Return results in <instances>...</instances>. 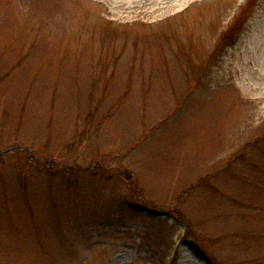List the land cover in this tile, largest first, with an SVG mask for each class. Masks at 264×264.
<instances>
[{
    "label": "rangeland",
    "instance_id": "rangeland-1",
    "mask_svg": "<svg viewBox=\"0 0 264 264\" xmlns=\"http://www.w3.org/2000/svg\"><path fill=\"white\" fill-rule=\"evenodd\" d=\"M0 264H264V0H0Z\"/></svg>",
    "mask_w": 264,
    "mask_h": 264
},
{
    "label": "trees",
    "instance_id": "trees-1",
    "mask_svg": "<svg viewBox=\"0 0 264 264\" xmlns=\"http://www.w3.org/2000/svg\"><path fill=\"white\" fill-rule=\"evenodd\" d=\"M64 169H66V167H64ZM121 174L124 176V178L128 182L129 187L132 188L134 190L135 194L138 195L137 185H136V182L134 181V179L132 177L133 175L130 174L129 172H125V171L122 172Z\"/></svg>",
    "mask_w": 264,
    "mask_h": 264
}]
</instances>
